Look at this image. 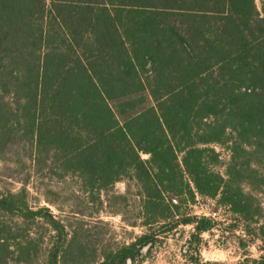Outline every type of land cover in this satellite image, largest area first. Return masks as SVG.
Segmentation results:
<instances>
[{"label": "trees", "instance_id": "obj_1", "mask_svg": "<svg viewBox=\"0 0 264 264\" xmlns=\"http://www.w3.org/2000/svg\"><path fill=\"white\" fill-rule=\"evenodd\" d=\"M258 1L0 0V160L22 150L80 200L67 222L33 206L29 174L0 186V264H142L180 226L185 264H209L201 236L217 222L189 209L198 197L245 224L261 243L249 264H264ZM102 209L141 234L99 250L83 218Z\"/></svg>", "mask_w": 264, "mask_h": 264}, {"label": "rangeland", "instance_id": "obj_2", "mask_svg": "<svg viewBox=\"0 0 264 264\" xmlns=\"http://www.w3.org/2000/svg\"><path fill=\"white\" fill-rule=\"evenodd\" d=\"M256 3L259 6L258 0ZM17 153V150L7 152L0 160V186L18 187L19 181L25 179L29 174L28 187L31 190L33 206H48L57 217L72 222L74 220L72 219V212L78 208L80 201L71 196L75 184L72 181L56 184L45 177H36L31 173L32 166L28 157L22 150H19L18 156ZM226 154V149H224L221 152L223 161L226 160ZM51 189L57 194L55 198L58 200L59 210L43 201V197L53 198L47 193ZM124 192L125 184L122 182L116 183L113 187L114 194ZM102 198L105 200L104 194H102ZM256 198L261 204L264 216V190L258 191ZM131 200L129 206L136 208L138 205L136 200L133 198ZM189 207L196 215L211 216L217 222L214 229L203 233L201 236L199 252L203 262L209 264H249L251 260L260 256V241L253 238L252 235H247L244 231L245 224L229 213L227 209L216 210L213 201L200 197ZM83 220L95 234V237L97 236V248L99 250L130 242L142 232L140 227L131 228L126 225V222L133 221L131 213L126 215L124 222L119 215L111 214L107 209H102L100 213L91 217H84ZM250 229L252 230L253 227ZM190 230V226L178 227L174 233L167 235L163 244L157 246L142 264H185L187 262L185 246ZM43 232L45 242H47L49 233L47 230H43ZM41 254L43 256V249ZM34 264H43L42 259Z\"/></svg>", "mask_w": 264, "mask_h": 264}]
</instances>
